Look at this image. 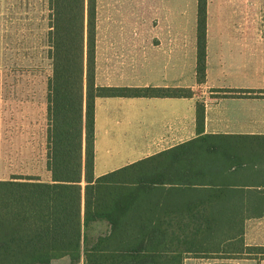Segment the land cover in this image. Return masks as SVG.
<instances>
[{
    "label": "trees",
    "instance_id": "1",
    "mask_svg": "<svg viewBox=\"0 0 264 264\" xmlns=\"http://www.w3.org/2000/svg\"><path fill=\"white\" fill-rule=\"evenodd\" d=\"M206 4H196L197 83L205 79ZM49 5L46 169L51 181L32 176L0 180V264H50L62 257L70 264L264 259V246H246L243 240L245 221L258 218L244 215L258 209L246 205L244 194L264 192V136L203 135V103L198 102L196 138L94 178L97 97L193 93L188 88L96 86V0H50ZM219 91L231 93L225 96L250 93ZM135 209L167 212L153 222L167 225V231H117L118 213ZM97 219L106 220L111 231L89 240L88 224ZM136 221L148 223L142 217Z\"/></svg>",
    "mask_w": 264,
    "mask_h": 264
},
{
    "label": "crops",
    "instance_id": "2",
    "mask_svg": "<svg viewBox=\"0 0 264 264\" xmlns=\"http://www.w3.org/2000/svg\"><path fill=\"white\" fill-rule=\"evenodd\" d=\"M169 7L154 16L108 18L96 23L95 85L127 88H188L192 97H97L94 101L93 176L116 172L198 136L196 103H203V135L264 136V0H206L205 79L196 81V4L150 0ZM246 90L225 96L219 90ZM41 165V162H40ZM23 176L50 183L46 169ZM120 175L117 176V178ZM22 181H27L23 179ZM264 191V190H263ZM232 198H229L230 200ZM246 205L258 217L244 223V244L264 246V192L248 193ZM119 232H163L153 223L163 210L118 213ZM139 215V216H137ZM142 217L147 224L137 225ZM162 222V221H161ZM106 220L89 222L88 239L108 234ZM50 264H70L68 257ZM182 264H264L255 257H184Z\"/></svg>",
    "mask_w": 264,
    "mask_h": 264
},
{
    "label": "rangeland",
    "instance_id": "3",
    "mask_svg": "<svg viewBox=\"0 0 264 264\" xmlns=\"http://www.w3.org/2000/svg\"><path fill=\"white\" fill-rule=\"evenodd\" d=\"M49 2L0 0V180L44 171L47 81L52 70ZM167 7L150 0H96V23L154 16ZM188 12L186 0V17Z\"/></svg>",
    "mask_w": 264,
    "mask_h": 264
}]
</instances>
